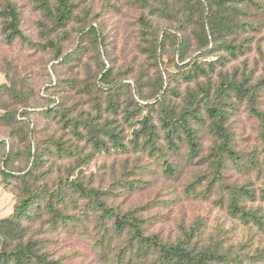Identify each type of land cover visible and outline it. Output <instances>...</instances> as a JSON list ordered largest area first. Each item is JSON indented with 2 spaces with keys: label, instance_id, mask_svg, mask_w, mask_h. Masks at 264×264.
I'll return each mask as SVG.
<instances>
[{
  "label": "rangeland",
  "instance_id": "1",
  "mask_svg": "<svg viewBox=\"0 0 264 264\" xmlns=\"http://www.w3.org/2000/svg\"><path fill=\"white\" fill-rule=\"evenodd\" d=\"M70 1L58 26L57 0H0V222L32 200L14 233L0 228V252L30 247L25 264H163L79 185L163 245L264 264L261 122L232 87L258 88L264 113V0ZM211 108L239 158L222 157L220 171ZM166 118L184 120L173 144Z\"/></svg>",
  "mask_w": 264,
  "mask_h": 264
},
{
  "label": "trees",
  "instance_id": "2",
  "mask_svg": "<svg viewBox=\"0 0 264 264\" xmlns=\"http://www.w3.org/2000/svg\"><path fill=\"white\" fill-rule=\"evenodd\" d=\"M74 6L72 5L70 0H57V8H56V23L58 26H64L70 17L73 14ZM5 15L10 19V25L8 26V30H11V34L9 35V39H14L17 36L21 35V32L18 28L19 24V13L16 7L12 5H7L4 10ZM93 30V28H91ZM96 29H94L95 31ZM101 37V36H100ZM104 79V78H103ZM234 90H236L237 94L242 97L248 98L251 106L252 114L258 118L261 122V137L264 140V113L260 111L255 105L254 93L258 90L256 89H248L246 86H232ZM213 117V130L215 134L220 139V144L216 152L218 153L217 167L219 171L223 168L224 163L222 162V157L227 158L229 161L238 160L237 153L231 147V136L227 132L225 128V116L224 114L219 112L218 108H211L208 110ZM184 120H179L176 122L174 119L166 118L165 125L169 128L167 135L169 139V143H174V137L178 133V125H183ZM150 129V126L147 127ZM187 133V137L189 139V143L193 153L198 152L199 144L196 142L195 136L192 134L190 130H184ZM151 133V132H150ZM149 133V134H150ZM171 171V167L168 169ZM173 171V170H172ZM174 173V172H173ZM80 189V191L85 195L93 196L97 205L100 207L103 214L115 219V228L122 231L125 228L130 229L133 232L134 238L141 243V246L147 250L156 248V250L160 253L161 261L163 264H212L209 260L212 259V255L208 256V252H199L195 253L190 250L187 245L179 244L174 246H166L159 242L158 237L156 236H144L142 226L139 223V220L131 215H120L117 210L112 207L107 206L104 202H101L98 199V191L94 189H85L76 186ZM245 194H249L248 191H245ZM32 200L27 199L21 202L18 206H16V210L14 215L6 220H2L0 222V228L3 231H9L14 233L15 227L14 225L19 222L21 217H24L27 214V209L31 206ZM233 209L237 212L240 210V207L237 204L233 205ZM243 212V211H241ZM31 248H19L17 247L15 250L8 252H0V264H9L10 261L13 260L15 264H25L33 263V257L30 256ZM37 258V261L41 264H55L53 262H49L44 258Z\"/></svg>",
  "mask_w": 264,
  "mask_h": 264
}]
</instances>
